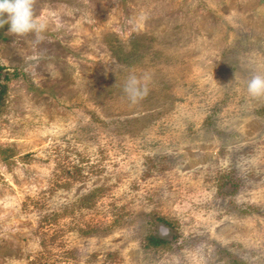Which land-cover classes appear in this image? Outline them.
Listing matches in <instances>:
<instances>
[{
	"label": "rangeland",
	"instance_id": "374dc122",
	"mask_svg": "<svg viewBox=\"0 0 264 264\" xmlns=\"http://www.w3.org/2000/svg\"><path fill=\"white\" fill-rule=\"evenodd\" d=\"M33 13L0 27V264H264V0Z\"/></svg>",
	"mask_w": 264,
	"mask_h": 264
},
{
	"label": "clouds",
	"instance_id": "9594fccd",
	"mask_svg": "<svg viewBox=\"0 0 264 264\" xmlns=\"http://www.w3.org/2000/svg\"><path fill=\"white\" fill-rule=\"evenodd\" d=\"M5 24L8 25L7 31L13 35L39 31L38 22L34 19L33 0H0V27ZM246 88L252 97L264 95V75H253L247 81ZM124 91L132 102L145 94L135 77L128 80Z\"/></svg>",
	"mask_w": 264,
	"mask_h": 264
},
{
	"label": "trees",
	"instance_id": "16d2710c",
	"mask_svg": "<svg viewBox=\"0 0 264 264\" xmlns=\"http://www.w3.org/2000/svg\"><path fill=\"white\" fill-rule=\"evenodd\" d=\"M9 76V75H8ZM8 76H6L4 73H3V70H2V67L0 66V77H3V78H8ZM6 92V87L5 85H3L0 89V96L4 95ZM148 240H149V244L150 245H154V246H159L163 243H166L167 241L165 239H161V238H157L153 235H150L148 237Z\"/></svg>",
	"mask_w": 264,
	"mask_h": 264
}]
</instances>
